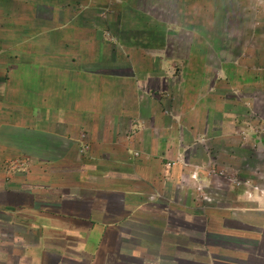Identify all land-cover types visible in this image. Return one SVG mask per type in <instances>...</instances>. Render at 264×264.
I'll return each mask as SVG.
<instances>
[{"label": "crops", "instance_id": "crops-1", "mask_svg": "<svg viewBox=\"0 0 264 264\" xmlns=\"http://www.w3.org/2000/svg\"><path fill=\"white\" fill-rule=\"evenodd\" d=\"M111 5L0 0V264H264L263 212L202 206L205 191L187 189L209 181L213 157L184 156L180 137L197 136L194 147L206 132L177 126L174 110H152L166 127L143 126L138 71L155 64L132 63L137 45L107 37Z\"/></svg>", "mask_w": 264, "mask_h": 264}, {"label": "rangeland", "instance_id": "rangeland-1", "mask_svg": "<svg viewBox=\"0 0 264 264\" xmlns=\"http://www.w3.org/2000/svg\"><path fill=\"white\" fill-rule=\"evenodd\" d=\"M204 1L207 0H181L177 5L170 0L164 6L160 0H110L117 19L112 23L116 30L107 33V37L126 42L132 54L137 45L132 63L155 64L154 69L138 71L142 93L136 105L141 102L145 105L138 116L143 126L166 127L165 120L153 122L152 110H174L172 118L177 126L193 128L188 124L195 123L206 132L201 143L194 147L192 142L198 141L197 136L192 137L186 130V137H180L186 148L184 151L179 147L186 152L184 156L192 152L201 157L206 152L207 157L215 158L207 166H201L209 181L197 186L188 182L187 189L196 187L205 191L207 198L201 197L202 206L213 202L237 208L246 206L261 214L264 213V0H213L214 8L203 6ZM178 14L185 20H178ZM200 14L202 19L198 23L193 17ZM209 24L213 28L216 24L215 31L210 30ZM193 28L201 29L202 33L196 54L188 51L189 43L196 40L192 34L200 35ZM129 57L130 52L121 54L125 61ZM193 57L195 66L190 63L193 60L189 61ZM199 62L203 64L202 70L198 69ZM197 78L202 83L201 90L192 81ZM200 98L203 104L214 106V113L210 110L212 115L200 112L191 102ZM188 111H192L189 119L184 117ZM205 161L208 159L203 158L202 162Z\"/></svg>", "mask_w": 264, "mask_h": 264}]
</instances>
